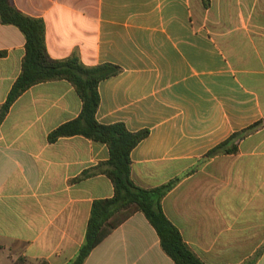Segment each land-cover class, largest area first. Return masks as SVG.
Segmentation results:
<instances>
[{"label":"crops","instance_id":"1","mask_svg":"<svg viewBox=\"0 0 264 264\" xmlns=\"http://www.w3.org/2000/svg\"><path fill=\"white\" fill-rule=\"evenodd\" d=\"M42 20L51 58L119 66L99 86L97 120L149 131L132 152V180L155 189L167 218L204 264H264V0H12ZM0 110L22 72L26 38L0 18ZM83 108L66 81L38 84L0 125V264L20 257L69 264L95 201L112 198L109 160L82 136L49 142ZM238 152L207 158L233 134ZM122 221L118 226V221ZM85 264H175L140 212L114 217Z\"/></svg>","mask_w":264,"mask_h":264},{"label":"trees","instance_id":"2","mask_svg":"<svg viewBox=\"0 0 264 264\" xmlns=\"http://www.w3.org/2000/svg\"><path fill=\"white\" fill-rule=\"evenodd\" d=\"M209 6V0H204ZM0 18L3 25L16 26L26 38V55L22 72L6 102L0 110V125L6 119L14 103L30 88L47 82L66 80L70 82L83 103L80 116L68 122L49 135V142L55 143L63 138L82 136L89 140L108 146L110 158L93 171H86L81 177L87 179L97 174L107 176L113 183L115 194L112 198L94 202L91 218L88 223L85 243L77 258L69 264H85L91 253L105 237V228L113 230L111 222L114 217L125 214L128 218L134 212H142L154 227L161 241L164 252L175 264H204L185 243L178 228L167 218L162 202L179 180L172 181L155 189H144L132 180L133 150L149 136V131L131 132L125 124H100L97 113L100 107V84L119 75L122 69L113 64L87 67L77 57L55 60L50 57L46 46V26L42 20L24 15L13 4L12 0H0ZM0 55H3L1 53ZM258 122L249 128L232 135L207 154L211 158L222 154L238 152V141L249 136L261 127ZM262 256L259 252L245 264H256ZM14 264H49L46 261L32 263L20 257Z\"/></svg>","mask_w":264,"mask_h":264},{"label":"rangeland","instance_id":"3","mask_svg":"<svg viewBox=\"0 0 264 264\" xmlns=\"http://www.w3.org/2000/svg\"><path fill=\"white\" fill-rule=\"evenodd\" d=\"M33 263V262H32Z\"/></svg>","mask_w":264,"mask_h":264}]
</instances>
